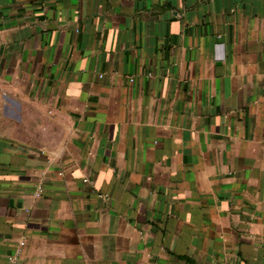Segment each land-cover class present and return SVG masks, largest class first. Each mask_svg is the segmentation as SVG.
Here are the masks:
<instances>
[{"label":"crops","instance_id":"0c3cea01","mask_svg":"<svg viewBox=\"0 0 264 264\" xmlns=\"http://www.w3.org/2000/svg\"><path fill=\"white\" fill-rule=\"evenodd\" d=\"M13 260L264 264V0H0Z\"/></svg>","mask_w":264,"mask_h":264},{"label":"built area","instance_id":"2783aa9c","mask_svg":"<svg viewBox=\"0 0 264 264\" xmlns=\"http://www.w3.org/2000/svg\"><path fill=\"white\" fill-rule=\"evenodd\" d=\"M131 80H133V79H131ZM10 264H17V262H15V261L13 260Z\"/></svg>","mask_w":264,"mask_h":264}]
</instances>
